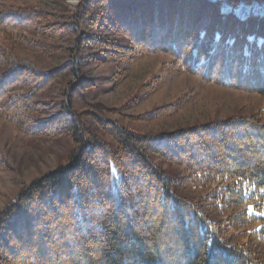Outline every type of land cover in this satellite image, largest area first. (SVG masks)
Instances as JSON below:
<instances>
[{"label":"trees","instance_id":"16d2710c","mask_svg":"<svg viewBox=\"0 0 264 264\" xmlns=\"http://www.w3.org/2000/svg\"><path fill=\"white\" fill-rule=\"evenodd\" d=\"M241 1L80 0L72 15L0 3V33L44 54L71 37L79 65L162 53L175 70L264 96V10L240 17ZM76 64L36 71L0 45V114L26 137L67 134L76 143L64 165L25 185L1 211L0 264H264L261 251L228 233L249 227L239 234L264 243V106L250 116L140 134L108 119L110 110L91 99L93 81L80 77L58 111L35 115V96ZM88 120L115 140L114 149ZM151 154L184 176L169 177ZM113 168L122 171L118 181ZM179 188L204 193L188 197Z\"/></svg>","mask_w":264,"mask_h":264},{"label":"rangeland","instance_id":"374dc122","mask_svg":"<svg viewBox=\"0 0 264 264\" xmlns=\"http://www.w3.org/2000/svg\"><path fill=\"white\" fill-rule=\"evenodd\" d=\"M80 0H0L2 5L33 6L58 15H72ZM224 11L230 7L223 6ZM263 0H253L251 4L240 2L234 10L240 17L250 13L261 14ZM57 49L52 53H38L17 48L0 33V45L19 61L36 71L47 72L73 61L78 57L74 52L71 37L53 42ZM171 61L166 54H144L131 62L85 60L75 65V71L67 79H56L47 84L33 101L39 103L35 115L49 116L58 111L60 103L66 102V89L80 77L93 81L92 101L102 103L110 111L108 119L116 121L124 128L145 134L156 131H173L191 127L211 120H222L229 116H250L264 106V96L255 93L229 89L205 82L169 67ZM177 104L178 109L167 116L154 120L139 119L138 116L167 104ZM264 121V118L261 119ZM93 131L113 149L115 140L91 120ZM76 147L72 136L62 134L56 137L46 135L26 137L18 128L0 114V154L4 162L0 167V213L17 197L19 191L35 178L64 165ZM153 164L169 177L180 178L185 172L182 167L167 161L158 154H151ZM115 181L120 180L122 171L113 168ZM188 197H200L204 190L188 191L179 188ZM249 227L232 228L228 233H237L235 241L248 248L261 251L264 243L250 242L244 234Z\"/></svg>","mask_w":264,"mask_h":264}]
</instances>
